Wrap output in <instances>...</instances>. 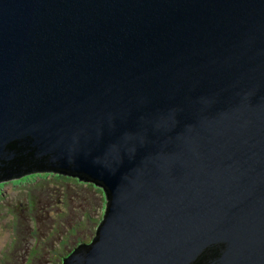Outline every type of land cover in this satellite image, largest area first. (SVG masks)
Masks as SVG:
<instances>
[{
    "label": "water",
    "instance_id": "1",
    "mask_svg": "<svg viewBox=\"0 0 264 264\" xmlns=\"http://www.w3.org/2000/svg\"><path fill=\"white\" fill-rule=\"evenodd\" d=\"M102 188L63 264H264V0H0V184Z\"/></svg>",
    "mask_w": 264,
    "mask_h": 264
},
{
    "label": "rangeland",
    "instance_id": "2",
    "mask_svg": "<svg viewBox=\"0 0 264 264\" xmlns=\"http://www.w3.org/2000/svg\"><path fill=\"white\" fill-rule=\"evenodd\" d=\"M102 188L40 173L0 184V264H62L96 238Z\"/></svg>",
    "mask_w": 264,
    "mask_h": 264
},
{
    "label": "trees",
    "instance_id": "3",
    "mask_svg": "<svg viewBox=\"0 0 264 264\" xmlns=\"http://www.w3.org/2000/svg\"><path fill=\"white\" fill-rule=\"evenodd\" d=\"M53 174H55V173H53ZM56 175H59V176H61L62 178L64 177V178H66V177H70V176H64L63 174H59V173H56ZM79 180V179H78ZM103 220V219H102ZM102 220H101V222H102ZM101 224V223H100ZM100 224H99V226H100ZM99 226L96 228V235H97V230H98V228H99ZM69 257V256H68ZM67 258V257H66ZM65 259V258H64ZM63 259V260H64ZM62 264H63V262H62Z\"/></svg>",
    "mask_w": 264,
    "mask_h": 264
},
{
    "label": "bare ground",
    "instance_id": "4",
    "mask_svg": "<svg viewBox=\"0 0 264 264\" xmlns=\"http://www.w3.org/2000/svg\"><path fill=\"white\" fill-rule=\"evenodd\" d=\"M99 229V228H98ZM97 232H98V230H97ZM97 236V235H96Z\"/></svg>",
    "mask_w": 264,
    "mask_h": 264
}]
</instances>
